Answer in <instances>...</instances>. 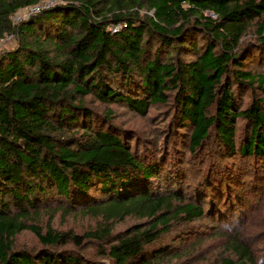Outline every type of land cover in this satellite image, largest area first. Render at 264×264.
I'll use <instances>...</instances> for the list:
<instances>
[{
  "label": "trees",
  "instance_id": "16d2710c",
  "mask_svg": "<svg viewBox=\"0 0 264 264\" xmlns=\"http://www.w3.org/2000/svg\"><path fill=\"white\" fill-rule=\"evenodd\" d=\"M40 1L0 0V38L17 40L0 51V264H155L172 223L243 222L264 194V0H62L13 25ZM89 95L161 110L137 130ZM60 209L98 224L35 223ZM132 216L150 227L113 236ZM26 230L37 248L15 247ZM232 250L223 264L253 261Z\"/></svg>",
  "mask_w": 264,
  "mask_h": 264
},
{
  "label": "rangeland",
  "instance_id": "374dc122",
  "mask_svg": "<svg viewBox=\"0 0 264 264\" xmlns=\"http://www.w3.org/2000/svg\"><path fill=\"white\" fill-rule=\"evenodd\" d=\"M151 14L146 8L141 13ZM210 14L209 12H207ZM256 23H251L248 33L243 41L257 40ZM17 46V40L13 36L9 38L4 49ZM258 72L263 71L257 69ZM85 102L99 111L111 109L118 122L123 125L137 129L150 130L156 124V117L161 106L151 107L146 116H140L119 105H106L99 102L94 96L85 97ZM253 208L243 222H235L232 225H222L214 221L207 213L204 218L197 220L190 226L182 223H172L168 233L162 236L171 253L169 256L157 260L155 264H223L225 260H237L232 247L235 242L246 245L253 259L250 264H264V194L261 199L256 200ZM51 221V226L62 231H71L76 235H83L92 230L98 224V220L87 215L82 210H73L66 213L60 210L44 214L37 218L36 222L44 229ZM151 222L147 218L136 216L125 218L114 226L112 235L126 232V230L139 228L148 229ZM107 241L88 240L90 250L95 251L98 247H106ZM16 248H37L40 243L37 237L29 230L23 231L15 239Z\"/></svg>",
  "mask_w": 264,
  "mask_h": 264
},
{
  "label": "built area",
  "instance_id": "2783aa9c",
  "mask_svg": "<svg viewBox=\"0 0 264 264\" xmlns=\"http://www.w3.org/2000/svg\"><path fill=\"white\" fill-rule=\"evenodd\" d=\"M62 0H42L37 4L26 6L20 9L13 17V25H18L23 21L30 18L32 15L41 12L44 9L55 6L58 3H61ZM211 15L215 16L213 13ZM13 37V35H7L5 37L0 38V51H2L5 47V44L8 42L9 38Z\"/></svg>",
  "mask_w": 264,
  "mask_h": 264
}]
</instances>
